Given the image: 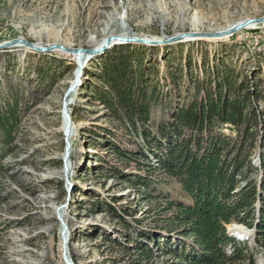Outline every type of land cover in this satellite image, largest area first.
Returning <instances> with one entry per match:
<instances>
[{"label": "rangeland", "instance_id": "rangeland-1", "mask_svg": "<svg viewBox=\"0 0 264 264\" xmlns=\"http://www.w3.org/2000/svg\"><path fill=\"white\" fill-rule=\"evenodd\" d=\"M262 16L264 0H0V44L23 39L45 47L91 49L113 34L163 38L219 31ZM124 44L128 43L107 51L116 46L113 52H120ZM142 45L146 47L132 59L131 68L142 79L148 123L155 129L194 97L196 78L214 79L218 71L233 69L264 83V24L224 38ZM106 52L86 61L82 82L69 92L79 73L77 54L34 51L22 44L0 50V102L6 106L18 101L21 111L11 149L0 134L5 167L0 175L5 187L0 199V264H68L65 225L67 255L73 264V258L78 264L157 262L156 256L140 260L128 249L127 237L136 238L140 230L157 231L162 225L158 202L165 196L181 199V187L150 168L156 158L142 137L125 131L124 121L115 119L98 98L107 90L106 60L101 57ZM65 100L73 122L69 137L66 126L62 129L68 121ZM142 147L148 160L142 159ZM134 174L149 176L148 189L154 195L150 201L144 198V186L128 183L125 175ZM237 229L249 233L242 225ZM254 233L236 238L252 247ZM255 251L256 264H264V249Z\"/></svg>", "mask_w": 264, "mask_h": 264}, {"label": "trees", "instance_id": "trees-1", "mask_svg": "<svg viewBox=\"0 0 264 264\" xmlns=\"http://www.w3.org/2000/svg\"><path fill=\"white\" fill-rule=\"evenodd\" d=\"M144 47L128 43L120 52H113L115 46L101 56L106 60L107 90L98 98L115 119L124 121L125 131L142 137L156 158L150 168L161 170L180 185L182 198L163 197L156 208L160 228L127 237L128 249L136 251L140 260L158 257L153 264H256L255 249H264V83L255 76L235 74L233 69L218 71L214 79L196 78L194 97L155 129L148 123L150 109L142 79L131 68L132 59ZM20 113L18 101L6 106L0 102V134L10 149ZM113 150L121 153L116 145ZM139 152L148 160L143 147ZM4 169L0 157V175ZM125 177L129 184L146 188V201L154 196L148 189L149 176ZM4 190L0 181V199ZM126 223L124 219L122 225ZM232 223L255 226L252 247L229 234Z\"/></svg>", "mask_w": 264, "mask_h": 264}, {"label": "water", "instance_id": "water-1", "mask_svg": "<svg viewBox=\"0 0 264 264\" xmlns=\"http://www.w3.org/2000/svg\"><path fill=\"white\" fill-rule=\"evenodd\" d=\"M264 24V16L262 17H255V18H248L243 21H240L233 26L219 30V31H207V32H196V31H188V32H179L175 33L171 36H166L163 38H152L148 36H135L134 34L131 35V33H125V34H113L108 36L102 44H100L98 47L91 48V49H73L66 47L61 44H53L49 46H41L37 43L29 42L27 40L23 39H15L7 43L0 44V50L4 49L6 47L22 44L27 47H29L31 50L34 51H41V52H49L55 49H62L64 51L70 52V53H75L78 55V61H79V73L77 75L76 81L73 85L72 88L69 89V92L74 90V88L79 85L82 82V70L84 69L86 65V61L89 60L90 58L97 56L99 54H102L106 52L109 48L113 47L116 44H121V43H140V44H147V45H164V44H172V43H177V42H182L186 40H193L197 38H224L228 37L231 35H234L235 33H238L242 29L246 27H254ZM87 55L86 60H83L84 56ZM83 61V62H81ZM67 93V95L69 94ZM66 100L64 102V116L67 114L68 118V125H67V131H65V135L69 137V130L70 127L73 125L72 122V116H71V111L67 110L66 108ZM70 155V142L68 140V147L66 149V160H68V157ZM244 227L246 230L249 231L248 235L244 234L243 232H240L239 229H233L235 226H241ZM232 227L228 228V232L230 235L235 236L237 238H240L241 240L243 238H247L249 235H251L255 231V227L253 229L247 228V226L240 224V223H232ZM64 253H65V259L68 264H73L72 260L68 257L67 255V250H66V243H67V238H66V225L64 226ZM245 232V231H244Z\"/></svg>", "mask_w": 264, "mask_h": 264}, {"label": "bare ground", "instance_id": "bare-ground-1", "mask_svg": "<svg viewBox=\"0 0 264 264\" xmlns=\"http://www.w3.org/2000/svg\"><path fill=\"white\" fill-rule=\"evenodd\" d=\"M72 56L74 57L75 60L77 59L76 55L73 54ZM74 77H76V74H74ZM68 107H69V105H66V108H68ZM65 119L67 120V114H66V118ZM67 125H68V121L64 122L63 125H62V129L65 130V126L67 128ZM71 132H72V127H70V130H69V133H71ZM238 227H240V226H235L233 229H235V228L237 229Z\"/></svg>", "mask_w": 264, "mask_h": 264}]
</instances>
